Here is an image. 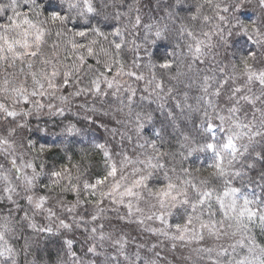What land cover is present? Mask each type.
<instances>
[{
  "label": "snow or ice",
  "instance_id": "6c2138e0",
  "mask_svg": "<svg viewBox=\"0 0 264 264\" xmlns=\"http://www.w3.org/2000/svg\"><path fill=\"white\" fill-rule=\"evenodd\" d=\"M181 3L169 0L164 9L170 28L158 20L145 22L139 14L140 0H0V201L8 204L6 211L0 208V264H20L21 251L29 254L36 241L26 235L27 230L65 236L70 264H98L73 251L74 241L68 234L81 229L88 245L85 255L103 257L101 264H120V257L126 264H158L157 259L141 256L139 249L144 245L130 255L126 236L105 231V223L98 222L107 220L109 212L119 221L134 222L172 241V249L195 245V259L185 258L193 264H264V244L255 236V229L264 233V68L249 62L257 56L244 47L251 43L264 49V0H256L259 12L247 19L244 11L251 0H198L187 19L192 25H210L208 31L201 28L199 32L173 11ZM205 6L212 15L204 13ZM109 20L122 24L127 20V24L105 32L101 25ZM177 20L181 21L178 27ZM76 22H83L79 30ZM129 28L142 29L137 37H142V44L125 39ZM173 30L185 41L186 51L166 53L159 64L149 56L146 66L168 71L175 67L170 79L178 84L187 79V90L169 87L164 92V82L157 80L154 71L148 83H155L153 92L161 101V111L163 101L171 98L181 115L185 110L200 115L191 130L180 131L176 113L169 109L178 147L165 150V129L153 127L155 138L144 135L146 126L154 125L153 112L133 108L136 89L124 87L121 77L145 79L143 73L128 70L124 55L129 44L137 53L147 51L158 41L170 39ZM229 47L242 66L232 63L231 73L227 65L219 66L221 60L215 70L201 75L197 69L195 77L189 76L180 70L184 60L177 64L173 58H190L187 68L191 71L194 65L206 63L211 50ZM139 60L138 55L134 57L133 67L141 66ZM194 87L195 105L188 103ZM122 88L126 98H121ZM109 96L119 102L113 118L124 114L117 124L131 125L137 150L132 155L122 150L116 160L106 144H95L103 152L106 172L94 182L83 178L77 164L48 168L45 157L56 148L57 140L65 145L67 155L68 146L84 135L82 123L95 124L94 116L110 114L103 103L96 106ZM49 122L59 131L50 132ZM41 123L45 126L40 127ZM40 134L57 139L39 143L33 137ZM121 138L133 139L128 133ZM201 158L204 169L195 166ZM188 161L191 166L185 167ZM202 170L207 175H201ZM42 177L48 182L42 184ZM69 194L75 199L69 201ZM38 217L46 223H38ZM154 221L161 227L149 226ZM20 240L22 249L13 243ZM209 240L216 245L206 246ZM106 244L115 255L104 251ZM26 264L40 261L33 258ZM58 264L68 262L61 259Z\"/></svg>",
  "mask_w": 264,
  "mask_h": 264
},
{
  "label": "trees",
  "instance_id": "16d2710c",
  "mask_svg": "<svg viewBox=\"0 0 264 264\" xmlns=\"http://www.w3.org/2000/svg\"><path fill=\"white\" fill-rule=\"evenodd\" d=\"M99 3V0H97ZM131 2V0H129ZM174 2V0H173ZM198 2V0H182V3L180 5H177L173 11L176 12V15L184 18L183 22L185 24H190L187 17L191 14L190 10H192L195 6V4ZM169 0H140V15L145 20V22H151L154 20H158L161 24L168 23L169 27L171 28L172 25L168 21L166 17V13L164 9L168 5ZM45 7L47 10H51L48 8L47 3L45 4ZM121 11H125L126 9L122 8ZM107 11L111 12L112 9L109 8ZM204 13L207 15H212V11L205 6ZM255 13L259 12V9L256 7V0H251V3L249 4L248 8L244 11V17L251 18ZM135 13L133 14L134 18ZM180 20L176 21V26L178 27L180 24ZM83 22H76L75 27L76 29H80ZM93 24L96 23V21H92ZM215 23V21H213ZM127 24V20L124 21V23L117 22L115 20H109L105 22L103 25H101L102 30L105 32H111L115 29V27H121L124 28V26ZM73 25H69V27H72ZM190 26H194L195 30L199 32L201 28H203L204 31H208L210 28V25L205 26L203 22L197 23V24H190ZM142 29H136L133 30L131 28L128 29V31L125 32V39L128 41H133L137 44H142L143 39L140 37L137 39L138 36H140ZM55 32V29H53V33ZM55 39V36L52 37ZM109 39H113V37H109ZM77 40H81L82 38H77ZM237 40H241V38H237ZM185 41L182 40L177 32L173 30L170 35V39L168 40H161L158 41L156 45L150 46L147 51L144 49H141L138 53L135 52L131 46V44L128 45V47L125 50L124 60L125 63L128 66V69L135 70L138 74L143 73L145 76L151 77V73L154 71L157 77V80H162L164 82V92L167 91L169 87H173L177 90H187L184 88V84L189 83L187 79H184L183 84H178L176 81H173L170 79L172 75L176 74V68L174 67L171 71L163 70L160 68L150 69L147 67V63L149 60V56H151V59L153 63L159 64L162 62V57L165 56L166 53H173L176 52L179 54L181 51H186V49L183 48ZM240 43H244L241 41ZM177 45H180L181 47H177ZM240 45L237 44L236 47H239ZM245 48H250L252 51L256 53L257 59L256 61H249L250 63H255L258 67L263 68L264 64H260V60L262 57H264V49H262L259 45H254L251 43L244 44ZM225 53V57L222 58L221 54L219 52L218 56L215 57L212 54H209L205 57L206 63L204 64H196L194 65L193 69L191 71L187 68V63L190 62V58H186L183 56H178V58L173 57L174 59H177V64H179V60H184V64L180 66V70L183 72L188 73L189 76L195 77L197 69L200 70L201 75H203L206 72H209V70H215L217 67L218 61H223L222 64L219 66H228V71L231 73V64L236 63L238 67H242L239 64V60L234 59L232 52L233 49L229 47L227 50L223 49ZM139 56L140 60V67L135 68L133 67V60L135 56ZM89 63H94V60H89ZM197 79V83H198ZM141 84V83H140ZM134 88L136 89V95L134 97V103L133 108L136 111H140L142 109L147 111H152L154 115V125L146 126V130L144 132V135L155 138L153 127L155 129H165L164 133V139L166 141L165 144V150H175L178 145L176 144V138H177V132L174 131L172 126L170 125L171 118L167 116V112L169 109L174 110L176 113L177 119L176 124L179 125L180 131H189L193 127V121L197 120V117L200 115L196 112H187L185 110V114L181 115L179 109L174 108V101L171 98H167L165 101V109L161 111L158 108V104L161 101L149 99L146 97L144 91L142 90V87L138 84V87L134 85ZM256 89L254 88V91ZM122 96L121 98H126V93H124V88L121 89ZM164 92H159L160 96H164ZM198 94L195 87L189 91V95L191 99H189L188 103H191L195 105V99L194 97ZM175 95V93H173ZM143 97V99H142ZM79 102H82L79 101ZM101 103H103L104 110H107L110 112L108 116H100L97 114L94 116V119L96 120L95 124H88V123H82L81 127L84 129V135L77 137L73 143L68 146V152L67 155L64 151L65 145L60 144V142L57 140L56 148L45 157V164L48 166V168H51L53 164L60 166L64 164H77L80 167V171L83 172L84 179H90L94 182L95 178L99 176H103L106 172L105 167V160L103 156V152L100 150H97L94 148L95 144H106L107 147L113 152V158L116 160L120 159L119 153L123 150L128 155H132L133 152H135L136 149V136L134 132H132L131 125L125 126L124 124H117V120H124L125 116L123 113L115 114V118H113L112 112L113 110L119 106V102L117 98L109 96L106 99H102L101 101H98L96 106L99 108ZM89 106H91V98H89ZM251 110H249L250 113ZM125 112H127V109H125ZM249 118L251 116L249 115ZM198 122V120H197ZM35 121H32L33 126L35 125ZM44 123L40 124V127H44ZM48 127L50 132H58L59 129L52 128L51 122L48 123ZM116 129V132L113 133L111 130ZM122 133H128L129 135H132L133 139L132 141H128L126 139L122 140L121 134ZM171 134V135H169ZM33 139H37L39 143L52 140H56L57 138L55 136L51 135H44L40 134L39 137L34 136ZM68 156L71 157V160L67 158ZM179 158L177 157V160ZM171 166V162H170ZM185 167L191 166V161L185 162ZM196 167H201L202 169L206 168V165L203 163V158H201L200 161H198L195 164ZM177 167L179 165L177 164ZM73 174L75 175V170H73ZM201 175H207V171H203L200 173ZM47 177H42L41 183H47ZM257 192H259V189H257ZM67 199L69 201H72L75 199V196L73 194H69L67 196ZM8 204L6 202L0 201V208H3L5 211L7 210ZM91 210V209H90ZM108 219L104 221H99L98 223H105V231H113L117 234H123L128 239V245H127V251L131 255L135 253L138 250V245H144L142 249H139L141 252L142 257L146 258H152L157 259L158 264H193L192 260L185 259L188 256H192L193 259H195V253L192 252V247H195V245L191 247H177L176 249H172L171 244L172 241L167 240L163 236H157L152 233H149L147 231H144V226L137 225L134 222H127V221H119L116 219V214L114 212H109L107 214ZM111 221V224L108 223V221ZM179 222V221H173ZM38 223L44 224L46 221L42 217H38ZM149 226L151 227H161L160 223L158 221L149 222ZM26 235L30 236L33 240L36 241V243L33 245L32 249L30 250L29 254L25 256L24 252L21 251L19 262L20 264H26L27 261H31L33 258H37L40 261V264H58V262L63 259L70 264V258L66 255V246L64 245L63 241L65 239V236H55L47 233H33L31 230H27ZM85 235L86 233L83 232V230L76 231L72 234H68V238L73 239V251H75L78 256H81L85 259H95L98 261V264H101L103 261V257H93L91 254L86 253V247L88 246L85 244ZM255 236L257 239V242L264 244V233H261L259 229H255ZM13 243L16 244V247L18 249H22L23 240L20 241H13ZM216 241L209 240L207 241L206 246H215ZM226 243V242H225ZM156 245L154 249H152V245ZM151 249V251H149ZM104 251L107 254L115 255L114 250L108 246L105 245ZM159 252L160 256L156 257L155 253ZM120 264H126V262L123 260V257H120Z\"/></svg>",
  "mask_w": 264,
  "mask_h": 264
},
{
  "label": "rangeland",
  "instance_id": "374dc122",
  "mask_svg": "<svg viewBox=\"0 0 264 264\" xmlns=\"http://www.w3.org/2000/svg\"><path fill=\"white\" fill-rule=\"evenodd\" d=\"M219 52L222 53L221 57L224 58L226 52H224L223 49H213L209 52V54H212L215 57H217ZM128 70L135 71L133 69H128ZM144 77H145L144 80L137 81V80H135L134 77H128L127 75H125V76L121 77V82L124 85V87H127V85H131L134 88V85L138 87V84H139L142 87V90L144 91L147 98L156 100L157 95H156V93L153 92V88L155 87V83L150 85L148 83V81L151 79V77L145 76V75H144ZM157 92H159V90H157Z\"/></svg>",
  "mask_w": 264,
  "mask_h": 264
}]
</instances>
